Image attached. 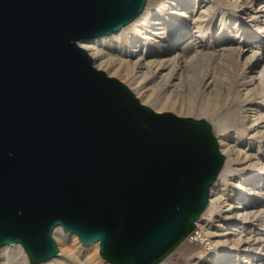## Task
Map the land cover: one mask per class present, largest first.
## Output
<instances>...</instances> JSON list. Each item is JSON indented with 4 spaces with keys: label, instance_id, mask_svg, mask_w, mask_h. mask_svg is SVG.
<instances>
[{
    "label": "water",
    "instance_id": "water-1",
    "mask_svg": "<svg viewBox=\"0 0 264 264\" xmlns=\"http://www.w3.org/2000/svg\"><path fill=\"white\" fill-rule=\"evenodd\" d=\"M147 2L0 0V252L50 262L61 226L111 264H161L196 231L226 162L213 124L143 104L80 45Z\"/></svg>",
    "mask_w": 264,
    "mask_h": 264
},
{
    "label": "bare ground",
    "instance_id": "bare-ground-1",
    "mask_svg": "<svg viewBox=\"0 0 264 264\" xmlns=\"http://www.w3.org/2000/svg\"><path fill=\"white\" fill-rule=\"evenodd\" d=\"M263 20L264 0H148L120 31L80 41L94 65L143 104L205 117L215 127L225 166L196 231L179 248L201 242L210 250L194 252L187 264H264ZM54 238L60 252L44 264H111L99 243L86 246L61 226ZM0 264L31 263L14 244L2 247Z\"/></svg>",
    "mask_w": 264,
    "mask_h": 264
},
{
    "label": "rangeland",
    "instance_id": "rangeland-1",
    "mask_svg": "<svg viewBox=\"0 0 264 264\" xmlns=\"http://www.w3.org/2000/svg\"><path fill=\"white\" fill-rule=\"evenodd\" d=\"M216 62H217V60H215ZM215 61H213V65L216 63ZM126 80H127V78H125ZM121 81V80H120ZM164 91H161L160 93H163ZM174 98H176V99H179L180 101H182V100H184L185 98H184V96H183V93L180 95V94H177V93H175V95H174ZM200 99H201V97H199L198 98V101L197 102H200ZM186 110H184V112H185ZM199 111H195L194 113H198ZM195 117V116H194ZM202 118H205V117H202ZM206 119H208V118H206ZM209 120V119H208ZM210 121V120H209ZM211 122V121H210ZM214 129H215V127H214ZM185 243V242H184ZM200 243L201 242H194V243H189V244H187L186 246H184L181 250H179V248L182 246V245H184V244H182L172 255H174L173 256V258H172V260H171V262H170V264H187L188 263V260H189V258L192 256V255H194L195 253L197 254V253H201V251L202 252H204L205 254H207L208 252H209V250H210V248L209 247H207V246H205V244H203V243H201V246L203 247H199V245H200ZM58 244V243H57ZM201 248V249H200ZM203 249V250H202ZM198 251H200V252H198ZM195 252V253H194ZM192 254V255H191ZM171 255V256H172ZM170 256V257H171ZM169 257V258H170Z\"/></svg>",
    "mask_w": 264,
    "mask_h": 264
},
{
    "label": "built area",
    "instance_id": "built-area-1",
    "mask_svg": "<svg viewBox=\"0 0 264 264\" xmlns=\"http://www.w3.org/2000/svg\"><path fill=\"white\" fill-rule=\"evenodd\" d=\"M263 19V18H262ZM264 21V20H263Z\"/></svg>",
    "mask_w": 264,
    "mask_h": 264
}]
</instances>
